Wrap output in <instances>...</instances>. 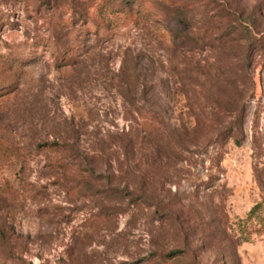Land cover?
I'll return each instance as SVG.
<instances>
[{"label": "rangeland", "instance_id": "1", "mask_svg": "<svg viewBox=\"0 0 264 264\" xmlns=\"http://www.w3.org/2000/svg\"><path fill=\"white\" fill-rule=\"evenodd\" d=\"M263 199L264 0H0V264H264Z\"/></svg>", "mask_w": 264, "mask_h": 264}, {"label": "trees", "instance_id": "2", "mask_svg": "<svg viewBox=\"0 0 264 264\" xmlns=\"http://www.w3.org/2000/svg\"><path fill=\"white\" fill-rule=\"evenodd\" d=\"M221 4L219 7L224 9L226 8ZM225 10V9H224ZM226 14L223 18L228 19L232 15L231 12L226 9ZM187 15L183 9H178L174 13V16L178 18H183ZM222 18V19H223ZM243 32L245 34V37L242 38L245 43V50H251L257 43H261V41L254 40L253 33L249 28L243 27ZM182 35V36H181ZM182 37V43H185V46H183V49L187 53H191V49L189 47L190 43H188V40L193 39L190 37V33L185 30L184 33H178V37ZM181 39V38H180ZM255 41V42H254ZM257 41V42H256ZM183 43V44H184ZM182 44V45H183ZM249 55L246 53L242 56V59L240 60V69L241 73L239 76L236 77H229L225 81V87L222 89L224 92L220 98H216L215 103L213 105L206 103L204 109L197 114V127L211 130L212 136H214V139L216 141H226V140H233L234 144L239 145L240 143V137L242 136L241 131V121L242 116L244 115V109H245V103L248 98H250L253 95V87H252V80L249 76ZM191 63V62H190ZM189 64V63H188ZM189 67V66H187ZM183 81L186 83L184 84L186 88L190 89L191 87V79L190 78V71L184 72ZM207 76L206 74L201 75L202 79H205ZM238 83L239 90L237 92H234V84ZM189 92V91H188ZM227 92V93H226ZM187 94V92H186ZM234 94V95H233ZM216 95V94H213ZM210 97L208 96L207 99ZM223 120V121H222ZM117 195L121 196H129L131 197L132 194L130 192H127L126 190H115ZM131 200H133L134 206H138L139 204H147L148 200L145 197L137 196L133 199L131 197ZM263 205H264V199H263ZM157 212V210H156Z\"/></svg>", "mask_w": 264, "mask_h": 264}]
</instances>
